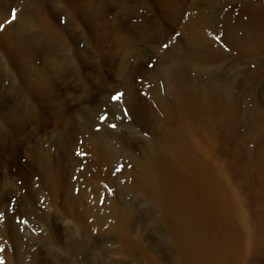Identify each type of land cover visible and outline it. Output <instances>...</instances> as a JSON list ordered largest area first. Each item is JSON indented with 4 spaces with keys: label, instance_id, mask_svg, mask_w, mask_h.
<instances>
[{
    "label": "rangeland",
    "instance_id": "1",
    "mask_svg": "<svg viewBox=\"0 0 264 264\" xmlns=\"http://www.w3.org/2000/svg\"><path fill=\"white\" fill-rule=\"evenodd\" d=\"M261 1L0 0V258L5 264H147V253L160 264H182L153 204L132 189L121 199L120 190L131 185L143 141L155 143L162 129L151 107L153 89L163 94L164 81L154 76L189 53L187 39L199 20L209 23L208 37L223 54L202 73L200 93L206 79L217 76L223 91L218 110H233L231 116L223 111L205 121L214 145L206 152L227 166L245 214L264 229V115L256 111L257 106L264 111V52L255 49L259 32L242 13L244 6ZM13 8L17 18L8 23ZM41 17L54 27H46L50 37L42 32ZM52 30L60 40L51 38ZM187 68L192 79L200 70L192 62ZM261 69L263 75L253 76ZM117 91L125 93L119 103L111 99ZM104 113L108 119L102 122ZM145 113H151L147 124ZM100 132L106 145L119 150L103 165L93 151ZM113 199L130 212V231L144 248L127 250L108 230L112 216L97 219L110 214ZM247 258V264H264V250L255 248Z\"/></svg>",
    "mask_w": 264,
    "mask_h": 264
},
{
    "label": "bare ground",
    "instance_id": "2",
    "mask_svg": "<svg viewBox=\"0 0 264 264\" xmlns=\"http://www.w3.org/2000/svg\"><path fill=\"white\" fill-rule=\"evenodd\" d=\"M242 13H247V24L259 32L255 49L264 52V1L244 6ZM41 18H44L43 23L40 20L41 25H45L42 32L47 31L45 34L48 35V30L54 27L46 26L49 21L45 17ZM196 23L193 35L187 39L189 53L186 50L188 54H185L178 49L183 52L177 57L180 60L176 62L175 56L176 63L173 62V66L168 65V68L161 69L154 76L156 82L162 79L164 81L163 94L162 89H153L154 100L151 107L155 108L152 118L161 122L162 129L157 133L154 130L157 138L155 143L148 139L143 141L139 166L130 174L131 185H121L124 188L120 190V198H124L132 189L142 201L153 204L158 212L157 219L166 225L169 233L167 238L177 248L182 264H233L238 261L247 264V257L255 248L264 250V229L259 221L251 222L252 219L249 220L248 214H245L246 205L242 197L239 198L236 187L231 184V174L227 171V166H221L213 153L206 152L212 150L214 145L210 147L213 142L209 138L210 132L205 121L219 117L224 110H218V107H222L220 94L223 91H220L221 88L216 83L217 76L208 77L207 88H203L204 91L200 93L202 80H205L202 73L206 71L208 64L219 60L223 54L220 47L214 45L211 36L208 37L209 23L203 20ZM52 32L56 36L51 38L57 41L61 39L56 38L60 35L54 33V30L49 31ZM191 62L200 67L194 79L187 68ZM253 73V76L263 75V69ZM229 108L231 109L230 106ZM256 108L257 115H264L261 107ZM142 111L141 108L139 113ZM226 112L224 116L232 115L231 112ZM150 114L143 121L144 124L150 121ZM106 143V137L101 132L93 142L94 160L102 165L119 153L116 147ZM97 167L100 170L105 166ZM118 202L111 200L107 206L110 214L103 213L97 219L101 222L112 216L114 221L108 230L119 235L127 250L144 248L141 239L130 231V212L124 210ZM147 257V264H160L157 257L152 259L148 253Z\"/></svg>",
    "mask_w": 264,
    "mask_h": 264
},
{
    "label": "snow or ice",
    "instance_id": "3",
    "mask_svg": "<svg viewBox=\"0 0 264 264\" xmlns=\"http://www.w3.org/2000/svg\"><path fill=\"white\" fill-rule=\"evenodd\" d=\"M10 15H11V19L9 21H7L8 23H11V22L15 21L16 18H17V12H16L15 8L11 9V14ZM3 28H4V24H0V29H3ZM164 47L167 48L168 46L164 45ZM124 95H125V93L117 91L114 95H112L111 99H112V101L119 103V102H121L123 100ZM124 112L126 113L127 110L125 109ZM107 119H108V114L107 113H104V114L99 116V120L102 121V122L106 121ZM109 127L115 129L117 127V125L116 124H111V125H109ZM97 131H99V128H97ZM77 154L78 155H82V153H79V151H77ZM119 170L120 169L118 168L117 171H119ZM3 215H4L3 213H0V216H3ZM24 223H26V221H24ZM0 264H5V261L3 260V258H0Z\"/></svg>",
    "mask_w": 264,
    "mask_h": 264
}]
</instances>
